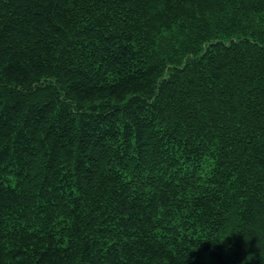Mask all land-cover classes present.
I'll return each mask as SVG.
<instances>
[{
	"label": "trees",
	"instance_id": "trees-1",
	"mask_svg": "<svg viewBox=\"0 0 264 264\" xmlns=\"http://www.w3.org/2000/svg\"><path fill=\"white\" fill-rule=\"evenodd\" d=\"M0 264H264V0H0Z\"/></svg>",
	"mask_w": 264,
	"mask_h": 264
},
{
	"label": "clouds",
	"instance_id": "clouds-1",
	"mask_svg": "<svg viewBox=\"0 0 264 264\" xmlns=\"http://www.w3.org/2000/svg\"><path fill=\"white\" fill-rule=\"evenodd\" d=\"M226 239H227V238H226ZM226 239H224L221 243H224V241H225Z\"/></svg>",
	"mask_w": 264,
	"mask_h": 264
}]
</instances>
